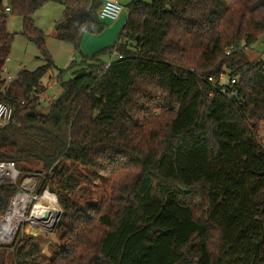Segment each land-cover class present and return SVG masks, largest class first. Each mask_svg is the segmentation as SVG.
I'll use <instances>...</instances> for the list:
<instances>
[{
  "label": "trees",
  "instance_id": "trees-1",
  "mask_svg": "<svg viewBox=\"0 0 264 264\" xmlns=\"http://www.w3.org/2000/svg\"><path fill=\"white\" fill-rule=\"evenodd\" d=\"M7 1L0 102L18 122L0 129V162L24 172L38 162L36 192L48 186L63 212L50 257L21 226L0 244L13 253L2 264H264V60L246 53L264 35V0H134L114 44L83 55L68 81L60 70L51 102L38 95L56 66L33 16L64 6L57 37L80 50L107 27L104 0ZM11 16L45 64L6 84ZM113 52L105 69L100 57ZM226 71L239 79L233 98L207 82ZM19 191L0 183V215Z\"/></svg>",
  "mask_w": 264,
  "mask_h": 264
},
{
  "label": "rangeland",
  "instance_id": "rangeland-1",
  "mask_svg": "<svg viewBox=\"0 0 264 264\" xmlns=\"http://www.w3.org/2000/svg\"><path fill=\"white\" fill-rule=\"evenodd\" d=\"M118 1L122 5H124L125 11L128 12V7L130 3H132V1L134 0H118ZM142 1L149 4L153 2V0H142ZM66 17H67V12L65 7L60 4L52 3V2L46 4L33 16L35 25L45 34L46 47L49 53L52 55L54 64L56 66L43 79V83L46 87L49 84L52 85L53 81H57L58 85L48 90V94L55 95V97H59L64 91L60 81L58 80V75L61 72L60 70L63 71L62 80L68 81L73 76V70L70 67L72 66V64L75 65L80 64L83 61V55H84L82 53L84 49L83 42L81 43L80 46L81 51H80L73 43L61 40L57 37L55 24L65 20ZM7 29L10 33L14 34V39L12 41L11 49H10V56L6 64L8 73L10 75L17 77L18 73L21 72L22 70L27 69L33 71L45 64V61L41 58L42 54L38 46L21 34L23 32L22 17L20 16L9 17L7 22ZM86 34L87 35L89 34L91 36L90 38L91 41L90 40L89 41L92 42V44L94 41V40L92 41V39H95V41L100 40L101 41L100 44H103V42L105 41V36H102L104 37V39L102 40L100 39L103 33L97 34V33L87 32ZM117 37L118 35H116L114 42L117 40ZM246 53L250 60H257L259 58L264 60V35H262L255 43H253L249 48H247ZM102 57L108 61L110 59L109 55H102ZM227 72L228 71H226V74L228 75ZM43 105L47 106L48 103H43ZM261 133H264V128L261 130ZM37 163L38 162L28 163L27 166L32 168L31 171H26V172L21 171L22 174L17 183L18 186L20 185L23 186L25 181H29L31 184H33L29 186V188L26 187L27 189H24L25 191H27L29 195L32 196L30 203L25 207V216L27 217V219L31 216L34 206L38 202L37 199H39L44 193V191L47 190L54 193L57 200L58 208L60 211H62V207L58 201L56 193L50 190L48 186H46L41 193L38 194L36 192L38 183L41 180L40 177H43L46 174V171L42 170L39 167V164ZM16 168L18 170L20 169L17 167V165ZM53 204H54L53 202L51 203L50 201H46V206H51ZM0 216H4V215H0ZM21 226H23V233L33 238L34 243L38 242L41 245V252L48 257L52 255L51 252L53 249V245L55 244L60 245L59 237L56 233V228L54 229V236L49 234L36 235L35 233H31L30 231H28V226L36 227V225L24 221L19 224L16 234ZM0 244L2 245L3 243L0 242ZM12 257H13L12 251L4 252L0 250V264H2L4 261H6V263H9Z\"/></svg>",
  "mask_w": 264,
  "mask_h": 264
},
{
  "label": "built area",
  "instance_id": "built-area-1",
  "mask_svg": "<svg viewBox=\"0 0 264 264\" xmlns=\"http://www.w3.org/2000/svg\"><path fill=\"white\" fill-rule=\"evenodd\" d=\"M0 9H4L6 12L11 11V7L9 6L7 0H0ZM124 10H125L124 5H122L118 0H104L99 10V18L105 21L117 20L119 19L121 14L124 12ZM111 56L113 57L109 59V61L105 64V69L109 67L114 57H119V58L121 57V55L117 54L116 52H113ZM2 79L5 81L6 84H9L13 82L16 79V77L10 75L8 73L7 67L5 66L2 70ZM207 82H209L214 88L219 89L220 93L227 96L228 98H233L237 94L236 86L238 85V82H239V79L237 77H229L226 73H222L217 78L209 77L207 79ZM56 85H58L57 81H53L52 85L49 84L46 87L45 91L38 95L40 100L43 102L53 101L56 97L55 95H49L48 90H50ZM17 122L18 120H17V116H16L14 108L8 104L0 102V129L6 126H9V125H15L17 124ZM263 128H264V124L261 126V130ZM261 130L259 134L257 135V138L264 146V133H261ZM21 174H22L21 171H19L16 168V165L14 162L12 161H1L0 162V183L2 184L13 183V184L18 185L17 183H18V180ZM31 185L33 184H31L29 181H25L23 186L20 185L19 186L20 191L16 193V195L11 199L10 205L6 213L4 214V216H0L1 217L0 218V242L3 244L11 243L18 229V228L17 229L11 228L9 230L8 229L6 230L4 228L3 222L8 217L12 209L15 207L14 202L16 201V199L22 194L27 195L28 193L24 189L29 188V186Z\"/></svg>",
  "mask_w": 264,
  "mask_h": 264
},
{
  "label": "bare ground",
  "instance_id": "bare-ground-1",
  "mask_svg": "<svg viewBox=\"0 0 264 264\" xmlns=\"http://www.w3.org/2000/svg\"><path fill=\"white\" fill-rule=\"evenodd\" d=\"M31 195L22 194L14 202V208L9 213L8 217L4 220L3 225L7 230L17 229L21 222H29L36 225L41 230L54 231V227L57 223V217L60 212L57 204L56 197L49 190L44 191L42 196L38 199L37 204L34 206L31 216L27 219L25 216V207L31 201ZM46 201L53 202L51 206H46ZM45 211H49V217L43 220L42 216ZM35 227V226H33Z\"/></svg>",
  "mask_w": 264,
  "mask_h": 264
},
{
  "label": "crops",
  "instance_id": "crops-1",
  "mask_svg": "<svg viewBox=\"0 0 264 264\" xmlns=\"http://www.w3.org/2000/svg\"><path fill=\"white\" fill-rule=\"evenodd\" d=\"M129 14V10L128 12L124 10V12L121 14V16L119 17V19L117 20H107L105 21V23L107 24L106 29L102 32L103 34L101 35L100 39H104L105 36V41L103 42V44H100L101 41H95V39H92L93 44L91 41V36L88 34H85L82 42L84 44V49L82 51V53L86 56H90L95 53H97L98 51H100L101 49L108 47L112 44H114V40L116 38V35H118L120 29L122 28L123 23L126 21L127 17ZM90 40V41H89ZM98 42V44H97ZM103 61H108L105 60L102 56L100 57Z\"/></svg>",
  "mask_w": 264,
  "mask_h": 264
},
{
  "label": "water",
  "instance_id": "water-1",
  "mask_svg": "<svg viewBox=\"0 0 264 264\" xmlns=\"http://www.w3.org/2000/svg\"><path fill=\"white\" fill-rule=\"evenodd\" d=\"M62 212H63V211H60L59 214H58V217H57V223H58V221H59V219H60V217H61V215H62ZM48 217H49V211H45V212L43 213V216H42L43 220L48 219ZM57 223H56V225H57ZM56 225H55L54 229L56 228Z\"/></svg>",
  "mask_w": 264,
  "mask_h": 264
}]
</instances>
